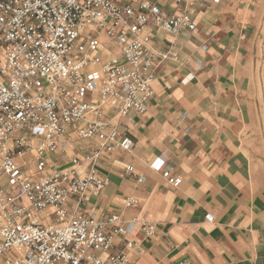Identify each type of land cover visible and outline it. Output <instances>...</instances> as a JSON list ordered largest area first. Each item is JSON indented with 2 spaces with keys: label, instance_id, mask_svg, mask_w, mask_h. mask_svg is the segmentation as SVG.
<instances>
[{
  "label": "built area",
  "instance_id": "built-area-1",
  "mask_svg": "<svg viewBox=\"0 0 264 264\" xmlns=\"http://www.w3.org/2000/svg\"><path fill=\"white\" fill-rule=\"evenodd\" d=\"M196 6L0 0V264H132L135 235L156 234L146 218L123 225L119 215L89 211L88 197L108 184L96 168L104 154L133 149L125 132L148 110L160 61L176 57L159 52L147 28L194 31ZM152 166L181 185L166 160ZM120 236L124 250L115 247Z\"/></svg>",
  "mask_w": 264,
  "mask_h": 264
},
{
  "label": "crops",
  "instance_id": "crops-1",
  "mask_svg": "<svg viewBox=\"0 0 264 264\" xmlns=\"http://www.w3.org/2000/svg\"><path fill=\"white\" fill-rule=\"evenodd\" d=\"M193 17L195 30L178 35L147 28L159 52L177 54L160 61L148 110L125 132L133 149L97 162L108 184L88 197L87 208L119 215L123 225L134 218L156 223L155 235H135L132 264H264V147L256 114L264 0H197ZM159 159L182 178L180 186L153 168ZM129 196L138 198L136 206H126ZM125 245L118 237L116 249Z\"/></svg>",
  "mask_w": 264,
  "mask_h": 264
},
{
  "label": "rangeland",
  "instance_id": "rangeland-1",
  "mask_svg": "<svg viewBox=\"0 0 264 264\" xmlns=\"http://www.w3.org/2000/svg\"><path fill=\"white\" fill-rule=\"evenodd\" d=\"M168 10H171L167 7ZM172 11V10H171ZM264 33V30H263ZM260 45L262 50L264 51V40L260 41ZM261 82H260V90H259V103L257 106V125H258V135L260 136V140L262 141V147H264V53L261 55ZM264 150V149H263Z\"/></svg>",
  "mask_w": 264,
  "mask_h": 264
}]
</instances>
